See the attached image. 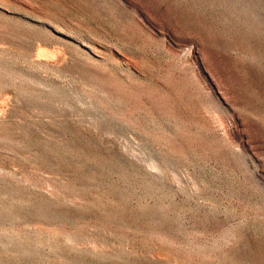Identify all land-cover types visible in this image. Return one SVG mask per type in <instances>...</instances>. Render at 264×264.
I'll use <instances>...</instances> for the list:
<instances>
[{
  "label": "rangeland",
  "instance_id": "obj_1",
  "mask_svg": "<svg viewBox=\"0 0 264 264\" xmlns=\"http://www.w3.org/2000/svg\"><path fill=\"white\" fill-rule=\"evenodd\" d=\"M0 264H264V0H0Z\"/></svg>",
  "mask_w": 264,
  "mask_h": 264
}]
</instances>
